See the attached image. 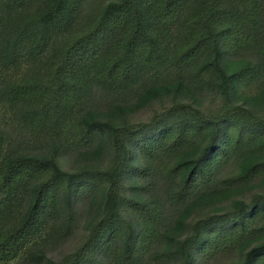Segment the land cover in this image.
Here are the masks:
<instances>
[{"label": "trees", "instance_id": "1", "mask_svg": "<svg viewBox=\"0 0 264 264\" xmlns=\"http://www.w3.org/2000/svg\"><path fill=\"white\" fill-rule=\"evenodd\" d=\"M1 1L8 6V12L24 2ZM49 1L52 3L41 20L38 17V22L42 24L41 28L44 27V20H52V23L44 31L35 25L34 20H23L21 26L10 34L8 57L9 64H16L20 47L30 38L35 52L46 46L49 48L53 39H60L63 42L54 52L46 80L7 84L0 90V99H7L10 108L22 106L23 121L47 128L53 137L71 134L73 144L86 152L98 154L99 146L108 141L117 161L111 173L95 169H78L68 173L58 167L53 155L19 154L10 158L0 146V211L9 206L20 189L32 192L24 217L0 233V263L13 261L26 245L41 238L49 213L58 201L65 204L66 213H71L76 195L89 196L102 183H106L102 199L104 216L92 225L76 250L57 264H103L95 252L104 236L114 229L120 232L126 248L119 255L124 264L136 257L138 253H132L133 250L146 244L150 238L160 242L163 237L159 230L161 222L159 216L153 213H161L162 208L159 205L150 207L123 194V179L128 175L146 180L151 177L146 164L135 163L134 152L145 157L155 149L175 158L171 167L160 169V177L165 182L178 181L169 202L183 209L187 207L185 212L190 209V204L207 198L216 189L229 190L264 179V119L252 113L244 103H235L215 114H206L188 103L179 102L145 122L130 126L109 125L96 121L95 114L90 110L83 113L73 110L86 86V82L82 81L84 72L105 85L128 88L137 75L145 70H157V66L164 63L159 35L153 31L169 23L168 20L175 16L180 6V0H114L95 24L77 36L68 32V39L59 35L72 22V18L70 21L65 19L66 9H63L69 0ZM243 4V18L225 7L207 11L213 19L226 22L225 25L212 23L210 17L201 21L191 18L189 26L199 34L197 37L190 36V39L187 36L185 45L177 49L172 58L173 64L179 67L196 62L192 70L194 80L202 82L204 90H214L223 98L237 93V81L243 78L246 71L241 65L237 67V63L231 70L228 68L227 64H231L230 47L245 46L257 40L256 35L263 21L264 0H244ZM146 11H152L149 17L143 14ZM114 12L118 15L117 19L111 17ZM59 13L63 16H58ZM234 16L241 22L234 23ZM115 29L125 35L126 45L132 48L134 55L142 56L141 68L130 69L128 57L103 56L109 44L115 42L112 33ZM120 43L119 49L123 41L120 40ZM99 62L101 66L96 67ZM168 89L180 91L183 87L179 83L170 87L150 86L143 99L148 101ZM123 111L124 108L119 106L113 110L117 113ZM194 131L203 133V140L199 142L197 151H185ZM214 155L212 162L217 167L230 162L233 156L241 155L237 158V170L233 176L215 177V172L207 170V161ZM147 184L146 181V187ZM127 188L132 194L134 186L128 185ZM186 203L189 205H184ZM122 208H130L137 213L142 219L140 224H133L122 217ZM259 211L264 212V195L257 193L250 202L232 201L222 215L199 219L193 232L182 241L181 264H191L190 253L196 248L212 256L239 244L249 232L245 218ZM258 250L247 253L240 264H264V261L257 260L258 256L251 255L263 251L264 243Z\"/></svg>", "mask_w": 264, "mask_h": 264}, {"label": "rangeland", "instance_id": "2", "mask_svg": "<svg viewBox=\"0 0 264 264\" xmlns=\"http://www.w3.org/2000/svg\"><path fill=\"white\" fill-rule=\"evenodd\" d=\"M23 1L21 6L8 12V6L0 0V90L4 89L7 84H17L22 81L29 83L32 79L46 80L54 52L63 42L57 38L53 39V44L49 48L46 46L40 52H35L32 48L33 40L30 38L20 47L19 55L16 56L19 57L18 62L13 65L8 63L11 32L13 33L20 27L25 19L34 20L35 25L41 28L42 24L38 22V17L41 20L46 8L52 3L49 0ZM112 2L114 0H69L63 9H66L65 19L70 21L72 18V22L59 36L62 39H68V32H73L74 36L82 34L100 19L101 13ZM180 2L175 16L168 20L169 23L162 24L159 30L153 31L159 35L164 63L157 66V70H145L139 76L137 75L133 85L128 88L117 87L114 84L105 85L84 72L82 81L86 82V86L73 110L81 113L90 110L95 114L96 121L106 122L109 125L130 126L145 122L160 111L179 102L188 103L206 114L218 113L230 105H236L235 103H244L252 113L264 119V6L263 21L256 35L257 40L245 46L230 47L229 61L231 64H227L228 68L231 70L233 64L237 63V67L241 65L246 71L243 78L237 81V93L223 98L214 90H204L203 83L194 80L192 70L195 69L196 62L179 67L173 64L172 58L177 49L185 45L187 36L190 39V36L197 37L199 34V31L190 28L191 18L201 21L204 17H210L208 10L223 7L233 10L234 14L243 18L244 0H180ZM151 12L146 11L143 14L149 17ZM58 16L63 15L59 13ZM111 17L117 19L118 15L114 12ZM210 19L214 24H227L212 17ZM233 22L240 23L241 21L234 16ZM50 23L52 20H44V27L41 29L45 31ZM112 33L115 42L109 44L103 56L128 57L130 69L141 68L143 66L142 56L134 55L132 48L126 45L125 35L120 34L118 29L112 30ZM120 40L123 43L119 49ZM100 66L99 62L96 67ZM175 83L181 84L183 89L180 91L162 90L158 96L151 97L147 99L148 101L143 99L150 86L170 87ZM249 96L250 100L245 99ZM8 105L7 99H0V146L3 153L10 155V158L19 154L53 155L58 167L64 172L70 173L78 169L112 172L117 159L109 149L108 141H104L102 146H99L98 154L86 152L73 144L71 134L53 137L47 128L24 122L22 106L10 108ZM116 106L124 108V111L113 112ZM202 140L203 133L194 131L187 141L185 151H197L199 142ZM97 145L92 148L95 149ZM133 154L136 164H146L149 167L151 177L146 180L135 175H128L123 179V194L144 202L150 207L159 205L162 208L161 213L153 214L160 218L159 230L163 237L160 242L156 243L151 236L152 238L146 244L137 246L132 253L138 254L129 259L126 264H181L182 241L185 236L193 232L194 225L199 219L224 214L232 201L250 202L255 194L264 195V179H260L249 185L229 190L216 189L205 199L197 200L190 205L189 203L184 204L190 206V209L185 212L187 207L183 209L169 202L170 194L177 188L178 181L165 182L160 174V169L171 167L175 158L155 149L149 156H145L146 158L137 152ZM214 157L215 155L211 156L210 160L208 159L207 170L215 172V177L230 174L233 176L237 170V158L241 155L233 156L230 162L221 167H217L218 165L212 162ZM146 181L148 182L147 187ZM128 185L134 186L132 194L128 192ZM105 188L106 183H102L89 196L76 195L71 205V213H66L65 204L58 201L49 213V219L41 238L26 245L13 261L0 264H57L66 258L82 243L92 225L104 216L102 199ZM31 197L30 189H20L11 199L9 206L0 211V233L13 227L24 217ZM121 210L122 217L131 220L133 224H140L142 221L132 209L122 208ZM245 226L249 230L248 236L239 244L225 248L212 256L205 255L199 248H196L190 253V263H242L247 253L259 251L258 248L264 243V212L259 211L253 213L251 217H246ZM103 239L98 251L95 252L96 257L103 264H124L119 255L126 248L118 229L111 230ZM263 251L251 255L252 257L258 256L257 260L264 261Z\"/></svg>", "mask_w": 264, "mask_h": 264}]
</instances>
